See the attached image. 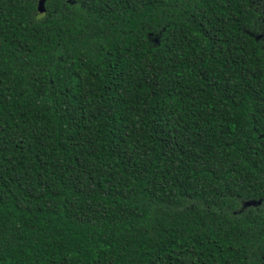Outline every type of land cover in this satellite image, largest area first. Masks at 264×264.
<instances>
[{"label": "trees", "instance_id": "1", "mask_svg": "<svg viewBox=\"0 0 264 264\" xmlns=\"http://www.w3.org/2000/svg\"><path fill=\"white\" fill-rule=\"evenodd\" d=\"M0 0V264H261L264 0Z\"/></svg>", "mask_w": 264, "mask_h": 264}, {"label": "flooded vegetation", "instance_id": "2", "mask_svg": "<svg viewBox=\"0 0 264 264\" xmlns=\"http://www.w3.org/2000/svg\"><path fill=\"white\" fill-rule=\"evenodd\" d=\"M252 206L255 205V208L262 207L264 209V197H261L257 200L250 201ZM261 264H264V256L262 257Z\"/></svg>", "mask_w": 264, "mask_h": 264}, {"label": "water", "instance_id": "3", "mask_svg": "<svg viewBox=\"0 0 264 264\" xmlns=\"http://www.w3.org/2000/svg\"><path fill=\"white\" fill-rule=\"evenodd\" d=\"M44 2H45V0H39V2H38V10L40 12L44 11Z\"/></svg>", "mask_w": 264, "mask_h": 264}]
</instances>
